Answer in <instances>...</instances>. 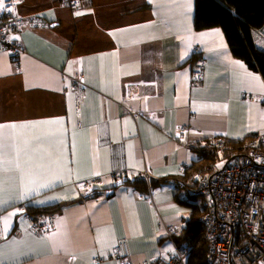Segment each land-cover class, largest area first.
<instances>
[{"label": "crops", "instance_id": "1", "mask_svg": "<svg viewBox=\"0 0 264 264\" xmlns=\"http://www.w3.org/2000/svg\"><path fill=\"white\" fill-rule=\"evenodd\" d=\"M79 2L23 0L20 59L0 46V264H121L122 241L129 264H165L205 207L187 175L198 148L264 141V78L221 27L196 29V0ZM116 174L157 183L139 190ZM93 180L97 193L83 192ZM55 205V227L36 229L29 208Z\"/></svg>", "mask_w": 264, "mask_h": 264}, {"label": "built area", "instance_id": "2", "mask_svg": "<svg viewBox=\"0 0 264 264\" xmlns=\"http://www.w3.org/2000/svg\"><path fill=\"white\" fill-rule=\"evenodd\" d=\"M63 1L73 9L78 8L80 3L79 0ZM0 2L5 6L0 9V46L11 53L14 61H18L24 47L11 37L19 35L26 23L18 10L23 0ZM193 67L194 81H202L204 60L195 59ZM74 87L80 94L81 82L76 81ZM80 107L78 100L76 108ZM186 128V125L180 127V138L185 137ZM123 179V174L115 175L117 182ZM95 181L82 182L83 192H92ZM191 192L205 199L201 220L211 246L209 264H264V141H251L244 155L230 163L225 160L213 173L201 175L198 185ZM32 220L36 229L41 225L47 231L55 227L50 215L43 214ZM167 231L171 235L177 230L174 225H169ZM190 253V246L179 247L165 264H189ZM130 254L127 241L120 242L112 250V256L122 260L121 264H129L126 260ZM91 264H105V261L95 257Z\"/></svg>", "mask_w": 264, "mask_h": 264}, {"label": "trees", "instance_id": "3", "mask_svg": "<svg viewBox=\"0 0 264 264\" xmlns=\"http://www.w3.org/2000/svg\"><path fill=\"white\" fill-rule=\"evenodd\" d=\"M195 8L196 29L221 27L233 55L243 60L249 68L259 72L264 78V51L256 46L253 36V30H258L264 35V0H196ZM252 137L236 141L217 138L208 146L198 148L197 160L187 169V175L191 176L189 181L193 183L190 188L198 185L201 175L213 173L219 161L227 160L230 163L236 157L244 155ZM126 182L133 184L139 190H145L157 183L139 174L133 179L124 175V179L117 182V185ZM96 193L97 191L94 190L91 194ZM190 195L194 196V194ZM59 207L55 205L29 209L35 217H39L43 214H52ZM204 212L205 207L197 204L183 230L175 239L180 247H191L189 264H209L208 255L211 246L205 236V227L201 220Z\"/></svg>", "mask_w": 264, "mask_h": 264}, {"label": "snow or ice", "instance_id": "4", "mask_svg": "<svg viewBox=\"0 0 264 264\" xmlns=\"http://www.w3.org/2000/svg\"><path fill=\"white\" fill-rule=\"evenodd\" d=\"M4 7H5L4 4L2 2H0V9H4ZM8 10L11 11V9H8ZM13 127H15V125H13ZM11 215H15V213H11L10 216ZM10 216L3 218L4 222H5V230H7V220L10 219Z\"/></svg>", "mask_w": 264, "mask_h": 264}, {"label": "rangeland", "instance_id": "5", "mask_svg": "<svg viewBox=\"0 0 264 264\" xmlns=\"http://www.w3.org/2000/svg\"><path fill=\"white\" fill-rule=\"evenodd\" d=\"M35 217V216H34Z\"/></svg>", "mask_w": 264, "mask_h": 264}]
</instances>
